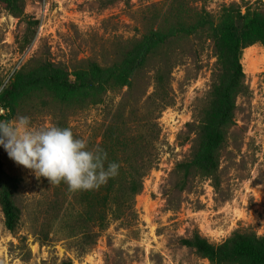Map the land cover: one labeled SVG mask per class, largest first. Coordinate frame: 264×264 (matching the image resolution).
<instances>
[{
    "label": "rangeland",
    "instance_id": "rangeland-1",
    "mask_svg": "<svg viewBox=\"0 0 264 264\" xmlns=\"http://www.w3.org/2000/svg\"><path fill=\"white\" fill-rule=\"evenodd\" d=\"M241 0H188L191 10L216 15L222 5ZM256 4L264 0H244ZM23 15L8 12L0 1V91L20 67L49 60L71 71L95 61L118 60L125 44L166 18L172 0H23ZM175 7V6H174ZM177 9V8H176ZM174 9L173 12H177ZM24 36L30 42L24 49ZM215 58L206 40L177 38L153 54L127 88L108 91L101 103L61 104L48 93L24 97L12 119L27 115L35 127H70L94 148L118 106L135 126L137 109L145 113L158 68L170 71L174 103L158 121L159 158L135 196L137 219L112 221L87 241L70 224L77 212L70 204L54 208L56 187L15 163L1 149L6 171L20 179L21 215L14 231L0 211V264H213L182 244L195 231L218 244L234 230L264 236V46L243 49L241 63L248 91L236 99L235 123L220 151L218 185L177 165L190 155V132L210 89ZM143 106V108H141ZM3 109L0 106V114ZM67 202L73 201L68 194ZM88 242V243H86Z\"/></svg>",
    "mask_w": 264,
    "mask_h": 264
},
{
    "label": "trees",
    "instance_id": "trees-1",
    "mask_svg": "<svg viewBox=\"0 0 264 264\" xmlns=\"http://www.w3.org/2000/svg\"><path fill=\"white\" fill-rule=\"evenodd\" d=\"M0 1L8 12L23 15V0ZM186 1L172 0L171 18L160 21L154 28L149 27L141 37L125 44L120 58L110 65L90 60L68 71L64 66L44 60L28 69L20 67L0 91L3 109L0 118L12 119L19 102L36 93H48L67 105L101 103L108 91L123 87L130 93L136 74L157 50L177 38L194 36L209 43L215 60L206 100L195 122L189 124L193 134L190 155L177 165V170L183 180L191 174L202 175L211 178L217 186L220 151L227 141L228 130L235 123L236 99L248 91L241 63L243 49L256 43L264 46V2L232 1L213 15L204 9L191 10ZM29 42L30 38L24 36L21 48ZM169 76L170 71L166 69L164 72L162 68L156 70L153 91L145 100V113L137 109L133 129L124 117V105L118 106L114 117L104 126L96 146L107 152L108 161L119 163V174L115 178L91 191L71 192L64 183L54 185V210L59 213L63 206L67 209L70 204L76 208L70 228L83 239L94 240L98 231L112 221L129 225L137 219L135 196L141 192L144 177L159 158L157 119L174 103ZM1 149L0 211L5 228L12 232L21 215L17 201L20 179L6 171ZM68 194L73 204L67 202ZM181 242L213 264H264V236L254 231L234 230L218 244L195 231ZM60 264L72 262L67 259Z\"/></svg>",
    "mask_w": 264,
    "mask_h": 264
},
{
    "label": "clouds",
    "instance_id": "clouds-1",
    "mask_svg": "<svg viewBox=\"0 0 264 264\" xmlns=\"http://www.w3.org/2000/svg\"><path fill=\"white\" fill-rule=\"evenodd\" d=\"M0 147L36 178L56 186L64 183L71 192L98 190L119 174V163L108 161L103 148L89 147L70 127H35L27 115L0 118Z\"/></svg>",
    "mask_w": 264,
    "mask_h": 264
}]
</instances>
